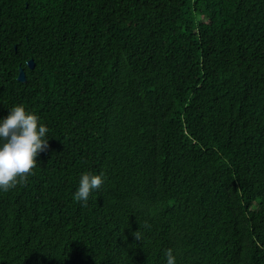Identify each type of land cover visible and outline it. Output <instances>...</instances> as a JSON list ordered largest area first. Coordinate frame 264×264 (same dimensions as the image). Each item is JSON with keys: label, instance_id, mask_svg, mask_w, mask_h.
<instances>
[{"label": "trees", "instance_id": "16d2710c", "mask_svg": "<svg viewBox=\"0 0 264 264\" xmlns=\"http://www.w3.org/2000/svg\"><path fill=\"white\" fill-rule=\"evenodd\" d=\"M19 105L49 146L0 192V264H264V0H0Z\"/></svg>", "mask_w": 264, "mask_h": 264}, {"label": "clouds", "instance_id": "9594fccd", "mask_svg": "<svg viewBox=\"0 0 264 264\" xmlns=\"http://www.w3.org/2000/svg\"><path fill=\"white\" fill-rule=\"evenodd\" d=\"M48 131L39 117L26 111L23 105L12 107L7 116L0 119V192L7 193L17 185H26L28 177L34 175L37 157L49 146ZM103 183L102 175L82 174L74 200L87 206L90 194ZM133 236L137 241L142 240L140 231ZM164 255L167 264H176L173 249H167Z\"/></svg>", "mask_w": 264, "mask_h": 264}, {"label": "water", "instance_id": "95a60500", "mask_svg": "<svg viewBox=\"0 0 264 264\" xmlns=\"http://www.w3.org/2000/svg\"><path fill=\"white\" fill-rule=\"evenodd\" d=\"M29 66L31 68H34V61L33 59H31L29 62H28ZM18 80L21 81V82H26V74L24 72V70L21 68L20 69V72H19V76H18Z\"/></svg>", "mask_w": 264, "mask_h": 264}]
</instances>
